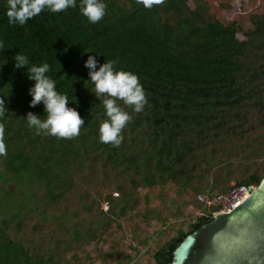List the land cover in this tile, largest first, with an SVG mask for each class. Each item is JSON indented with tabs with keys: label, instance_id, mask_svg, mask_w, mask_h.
<instances>
[{
	"label": "trees",
	"instance_id": "1",
	"mask_svg": "<svg viewBox=\"0 0 264 264\" xmlns=\"http://www.w3.org/2000/svg\"><path fill=\"white\" fill-rule=\"evenodd\" d=\"M104 2L106 13L97 23H90L80 12L77 0L75 8L45 9L19 25L8 23L6 0H0L4 46L0 96L9 109L0 117L6 148L0 153V264H57L59 243L70 251L101 237L94 220L81 229L79 224H70L66 215L47 212L89 173L101 172L105 178L113 174L118 184L119 201L107 194L111 210L106 220L99 218V224L107 228L108 222L138 205L140 189L173 183L179 191H198L194 182L216 166L218 155L228 152V143L235 147L245 135H253L257 124L264 128V10L251 14L252 28L240 35L236 22L223 24L201 0H161L150 8L138 0ZM234 11L229 6L226 16ZM18 52L30 64L49 63L47 74L57 90L68 95L69 106L77 107L85 119L78 136L37 135L28 126L29 111L41 118L47 113L43 104L30 107L28 90L34 81L28 79L26 66L14 67ZM90 54L101 62L115 61L118 70L136 73L145 90L148 102L143 111L137 113L121 102L132 118L122 130L124 139L118 147L99 140V126L107 117L102 100L90 91L93 85L87 80L84 61ZM257 142L248 151L253 161L241 169L237 186H258L264 178V159L255 162L264 152V139ZM225 162L219 161L225 164L220 170H227ZM220 170L211 188L226 194L230 178H219ZM94 180L97 187H105V180ZM102 195L100 191L79 195L87 202L86 212L100 205ZM37 211L43 222L56 218L55 234L60 228L70 232L69 237L56 240L57 246L50 249L28 244L23 225ZM211 220L208 214L198 216L188 232H180L155 252L154 264H169L182 240Z\"/></svg>",
	"mask_w": 264,
	"mask_h": 264
},
{
	"label": "rangeland",
	"instance_id": "2",
	"mask_svg": "<svg viewBox=\"0 0 264 264\" xmlns=\"http://www.w3.org/2000/svg\"><path fill=\"white\" fill-rule=\"evenodd\" d=\"M201 2L202 5L207 4L209 14L223 24L236 22L240 35L252 28L251 14L257 10H264V0H201ZM229 6L235 11L227 17L225 11H228ZM249 136L245 135L248 144H246V139L237 141L235 147L228 143V152L225 155H218L216 166L210 169L209 173H205L206 177L200 182H194V187H200L198 191L192 188L179 191L173 183H168L164 187L140 189L136 192L139 200L138 205L124 216L108 222L110 226L107 228L99 224V218L106 220L110 213V204L105 199L107 194L112 193L113 197L117 198L115 202L119 201L120 194L116 190L118 184H115V176L112 177L113 174H110L111 179L105 178L101 172H98L89 173L88 177L83 180L78 179L69 196L61 200L54 208L47 209V212L50 215H66L65 219H70V224H76V226L79 224L81 229L83 226L90 225L88 223L94 220L99 226L98 233L101 237H97L95 241L76 246L70 251L64 248L62 243H59L57 264H154L153 256L163 244L171 241L180 232H188L197 217L207 212L203 210L195 196L202 189L211 188L214 178L218 176V170L225 166V164H219V161L228 160L227 163L225 162L228 165L227 170H220L219 178L229 176L230 184H235L245 163L253 161L248 159V151L252 150L254 145H258V142L254 144V141H258L260 138L264 139V128L257 124L255 132L251 137ZM253 137L256 139L251 140L250 138ZM263 154L264 152L259 157L260 159L254 161L261 162L264 159ZM242 156H246V159H242ZM1 161L2 157H0V164ZM203 171L206 172V167ZM95 178L103 179L105 182L108 179L111 181L106 182L105 187H97ZM128 181L129 177L127 176L125 182ZM118 182L124 184L121 179H118ZM128 186L124 185V187ZM25 188V191L29 190L28 187ZM89 191L92 194L100 191L105 195H102L104 197H102L100 205L96 203L92 210L86 212L84 206L87 202L84 203L79 195L89 194ZM39 213V211L33 213V217L23 225L26 235H23V238L28 244H37L50 249L57 246L56 240L62 241L69 237L70 232L64 233V230L60 228L55 234V229H57L55 228L56 218L51 216L50 219L43 222V216L37 215ZM66 222L63 220V223ZM35 224L37 229H35ZM73 228L74 226H71L70 231Z\"/></svg>",
	"mask_w": 264,
	"mask_h": 264
},
{
	"label": "clouds",
	"instance_id": "3",
	"mask_svg": "<svg viewBox=\"0 0 264 264\" xmlns=\"http://www.w3.org/2000/svg\"><path fill=\"white\" fill-rule=\"evenodd\" d=\"M160 2L161 0H138V3L149 8ZM69 7H77V0H6V15L9 24L24 25L45 9L61 12ZM106 7L104 0H79L80 12L90 23L99 22L106 13ZM3 49V41L0 40V50ZM97 57L88 55L84 65L88 69L87 80L93 85L90 91L97 99L102 100L107 117L99 126V140L101 143H110L118 147L124 139L122 130L132 118L121 102L138 113L143 111L148 101L136 73L118 70L115 68V61L101 62ZM13 59L14 67L26 66L28 79L34 81L28 90L31 96L30 107L43 104V113H47L46 117L41 118V115L29 111L26 115L28 126L33 128L37 135L60 138L78 136L85 119L77 107L69 106L68 95L57 90L55 80L47 74L50 71L49 63L45 61L30 64L28 57L20 52L16 53ZM6 111L9 109L5 97L0 96V117H3ZM3 135L4 127L0 124V153L6 151Z\"/></svg>",
	"mask_w": 264,
	"mask_h": 264
},
{
	"label": "water",
	"instance_id": "4",
	"mask_svg": "<svg viewBox=\"0 0 264 264\" xmlns=\"http://www.w3.org/2000/svg\"><path fill=\"white\" fill-rule=\"evenodd\" d=\"M262 185L264 178L235 205L188 234L174 250L169 264H249L246 249L256 239L255 230L264 215Z\"/></svg>",
	"mask_w": 264,
	"mask_h": 264
},
{
	"label": "built area",
	"instance_id": "5",
	"mask_svg": "<svg viewBox=\"0 0 264 264\" xmlns=\"http://www.w3.org/2000/svg\"><path fill=\"white\" fill-rule=\"evenodd\" d=\"M253 187L256 186L230 184V190L226 194L219 193L212 188H207L204 192L197 194L195 198L203 207V210L207 211L205 214L213 218L239 202L245 193Z\"/></svg>",
	"mask_w": 264,
	"mask_h": 264
},
{
	"label": "snow or ice",
	"instance_id": "6",
	"mask_svg": "<svg viewBox=\"0 0 264 264\" xmlns=\"http://www.w3.org/2000/svg\"><path fill=\"white\" fill-rule=\"evenodd\" d=\"M264 187V185H262ZM255 223V221H253ZM249 231H252L250 228ZM247 235V233H246ZM256 239L252 240L246 249L247 255L245 259L248 260L249 264H264V256L260 253H264V215H262L259 225L255 230ZM259 250V252H257Z\"/></svg>",
	"mask_w": 264,
	"mask_h": 264
}]
</instances>
